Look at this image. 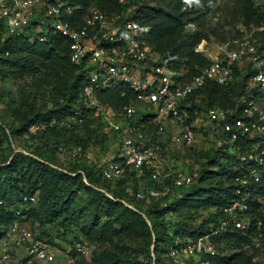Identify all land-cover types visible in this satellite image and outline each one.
Here are the masks:
<instances>
[{"label":"built area","instance_id":"2783aa9c","mask_svg":"<svg viewBox=\"0 0 264 264\" xmlns=\"http://www.w3.org/2000/svg\"><path fill=\"white\" fill-rule=\"evenodd\" d=\"M252 2L264 10V0ZM64 13L71 14L72 9H65L61 0H0V23L5 25L7 35L26 34L45 41L48 35L61 34L71 40L70 58L82 65L88 75L84 100L93 108L94 115L101 118L103 132L118 142L112 153L95 158L75 149L69 154L70 159L87 160L109 180L122 178L134 170L142 173L146 168L155 181L164 183L170 176L174 186L188 187L197 175L192 170L166 174V168L175 161V146L191 147L201 136L211 141L212 147L228 146L232 150L242 137L257 138L241 157L250 165L240 166L242 173L236 177V196L225 208L227 219L221 227L246 232L252 221L253 185L264 177V41L261 39L264 23L251 31L244 30L242 36L213 51L207 50L205 42L198 44L195 51L205 55L210 63L188 80L185 70L173 67L171 54L163 55L148 43L145 38L148 26L134 18L137 11L133 7L113 13L90 10L82 26L66 20ZM238 81L243 82L244 92L235 96L233 107L202 110L193 106V95L208 82L231 87ZM119 83L130 85L136 98L116 111L102 102L99 93ZM80 113L81 110L75 111L76 115ZM137 114L149 118L139 122L135 118ZM59 150L66 152L63 147ZM163 195L155 188L137 192V198L145 202ZM36 201V194L24 195L22 199L23 204ZM263 236L260 233L245 248L261 255ZM208 241L204 237L186 243L183 252L202 260L199 264H212L209 259H201L217 253ZM91 253L90 242L82 236L72 243L51 242L39 237L30 223L20 220H15L0 240V264H80L82 257L90 258ZM171 255L178 258L180 248H172Z\"/></svg>","mask_w":264,"mask_h":264},{"label":"trees","instance_id":"16d2710c","mask_svg":"<svg viewBox=\"0 0 264 264\" xmlns=\"http://www.w3.org/2000/svg\"><path fill=\"white\" fill-rule=\"evenodd\" d=\"M61 1L64 2L65 9L68 7L72 9L71 14L64 13L63 17L66 20H70L75 26H82L85 16L90 12L86 6V0ZM210 1L198 0L197 3L204 4ZM244 1L250 7L251 16L255 17L257 24H263L264 10L256 8L252 0ZM109 2L106 5L101 4V7L97 9L113 13L133 7L135 12L137 11L134 18L148 26V31L145 35L148 43L151 44L154 50L163 55L171 54L174 57L173 67L177 70H185L187 72L185 74L186 79H191L192 76L210 63L205 55L195 51L196 45L201 43L203 39L198 33L193 38L184 39L182 34L184 27L183 15L172 14L171 16H167V22L164 23L163 18L166 16L160 13L154 16L155 21H153L151 16L141 10L142 8L132 6L131 4H124L119 2V0H109ZM0 34L4 35L7 39L6 42L8 44L11 42L14 51L20 54L11 59L5 58V60L12 61V65L23 66L24 72L29 71L31 68L34 69V63L38 61L31 60L30 64H26L24 60L30 59L19 53L20 51H24L25 48L38 52L45 59L49 58L51 54L55 53L57 55L58 52H63L65 61H67L72 71V83L67 95L59 96L55 110L40 112L25 124V128L21 129L18 127L15 130L9 127L6 128L5 132L10 146H12L11 140L16 137V133L24 129H27L29 132L33 131L30 133L39 136L37 138L44 142L40 146L42 149L51 141L50 147H52L51 149H55L58 155L61 154L60 147L69 151L81 149L87 152L94 143L104 147L108 140H112L110 135L103 132L101 118L94 115L93 108L84 100V90L88 84V75L83 70L82 65L74 63L71 60V40L68 37L61 34L48 35L45 41H40L38 37L32 39L31 35L26 34L7 35L3 23H0ZM261 39L264 41V33ZM22 46L25 48H22ZM181 49H186L189 52L188 55L181 56ZM54 89H58L57 82H55ZM243 92L244 84L242 81H238V83L231 87L208 82L205 88L193 95L191 100L193 106H197L202 110L210 107L229 108L235 105V96H240ZM99 97L102 102L112 105L116 111H121L125 105L135 100L136 93L130 85L119 83L112 88L104 89L99 93ZM197 98L200 100L199 102H197ZM76 110H81V113L76 115ZM52 116L55 117L53 119L56 122L62 125L58 130L56 138L46 137V128ZM135 118L139 122H144L148 120L149 115L137 114ZM34 125L37 126V129L32 128ZM148 126L152 129L154 128L152 124L148 123ZM63 131H72V134L69 138H66L62 135ZM256 140L257 138L246 136L237 140L232 150L228 146H224L220 148L209 147L208 150L196 152L197 161H200L203 157L205 159L200 163L201 168L198 170L196 180L188 187H176L170 179H166L164 183L155 181L151 178L150 171L146 168L142 173L134 170L127 172L122 178L109 180L103 178L101 170L95 168L94 165L84 161L75 162L70 159L72 165L69 171H71L70 175L78 180L80 186L84 189L87 188L93 193V198L103 199L113 204H120L130 212L139 213L123 203L125 201L143 211L151 220V224L145 220V226L155 238V252L158 255L157 259L159 261L161 254L169 253L172 248L178 247L180 240L188 243L208 237V240L211 239L214 243L216 241H226V245L232 244L230 250L236 246L238 250L236 252L233 251L230 256H219L216 253L215 255H205L202 259H209L212 264H216L219 257H221L220 260L224 264H254L253 254H248V251H252L246 249L245 245L260 233L264 234V177L260 182L253 185L254 190L250 197L252 221L248 230L244 232L237 228L226 227L221 229V227L223 221L227 219L225 208L229 206L236 196V177L242 173L240 166L250 165L244 163L241 157L249 152L251 145ZM3 142L4 140L0 138V144H3ZM42 165H44L43 162L31 154L18 153L11 159L9 167L12 177L10 178L9 185H12L13 190L17 192V196L6 195V188L4 189L0 185V240L6 236L10 225L15 220L30 223L33 230L41 238H45L51 242L60 240L45 236L37 230L38 226L35 224V214L42 196L41 185L45 182V173L41 168ZM85 178L87 181H85ZM164 184H171V188L165 195L153 198L150 202L137 198L138 191H146L148 188L163 190ZM33 194L37 195V201L35 203L23 204V196ZM59 199L63 202L62 196H59ZM188 211L194 213H192L193 217L192 214L188 218L185 217L184 220L179 217L182 213L185 215V212ZM205 211H209L207 218L203 217L206 214ZM175 218H178V221ZM200 218L202 220L198 222ZM260 221L262 224H259ZM161 231H163L162 234L160 233ZM80 236L88 240L85 234L79 233L60 241L72 243ZM150 239L152 240V237ZM214 246L216 245L214 244ZM189 258L191 261H194L193 257ZM91 261L92 256L90 258L82 257L80 264H89ZM200 261L202 260H198L196 263L199 264ZM189 264L194 263L190 262Z\"/></svg>","mask_w":264,"mask_h":264},{"label":"rangeland","instance_id":"374dc122","mask_svg":"<svg viewBox=\"0 0 264 264\" xmlns=\"http://www.w3.org/2000/svg\"><path fill=\"white\" fill-rule=\"evenodd\" d=\"M119 2L142 8L141 10L151 16L153 21H155L154 16L159 13L166 16L163 18L164 23L167 22V16L183 15L184 39L193 38L198 33L203 38L201 43L205 42L207 50L210 51L242 36L244 30L251 31L259 26L244 0H211L204 4L197 3L198 0H119ZM109 3V0H86L89 10ZM6 40V37L0 34V58H2L0 59V138L4 140L3 144H0V185L6 188V195L17 196L12 185H9L12 177L9 167L11 159L18 153L34 155L45 165L41 166L45 173V182L41 185L42 196L35 214V224L39 232L60 240L74 234H85L92 252V261L89 264H189L190 262L197 264L199 258L191 257L194 260L191 261L190 256L183 252L186 243L182 240L179 241L178 258L172 257L170 250L169 253H162L159 261L155 252V238L145 226V220L151 224L148 216L135 206L134 208L128 206L125 201L123 203L139 213L130 212L120 204L93 198V193L80 186L78 180L70 175L71 151L66 150L58 155L55 149H51V141L42 149L40 146L44 142L37 138L38 135L30 133L33 131L29 132L27 129L16 133L10 146L6 128L14 130L18 127L25 128V124L40 112L55 110L59 96L67 95L72 83V71L65 61L63 52H58L57 55L51 54L45 59L38 52L22 46L25 49L19 53L30 59L24 60L26 64H30L31 60H38L34 63V69L24 72L23 66L12 65V61L5 60L20 55L14 51L13 44L11 42L8 44ZM181 50V56L188 55L186 49ZM55 82L58 89H54ZM53 118L55 117L52 116L48 121L46 137L56 138L62 126ZM71 134L72 131L62 133L66 138ZM211 145V141L198 136L196 144L191 147L175 146V161L166 168V174H173L174 171L182 169L192 170L197 174L201 168L200 163L205 157L197 161L196 152L208 150ZM117 146L118 142L113 140H108L104 147L94 143L85 153L97 158L114 152ZM80 161L87 162V160ZM196 178L197 175L194 180ZM167 179L172 180V177L169 176ZM171 184H164L163 190H157L163 195L171 188ZM59 196L63 197V202L60 201ZM209 211H205L204 218L208 217ZM192 213L188 211L179 217L184 220ZM175 220L178 221V218ZM201 220L202 218L198 222ZM160 233L162 234L163 231ZM208 242L216 245L214 247L219 256H230L233 251L238 250L237 246L230 250L232 244L226 245V241L214 243L210 239ZM248 254H253L254 264H264V251L261 255L253 251H248ZM220 258L216 264H224Z\"/></svg>","mask_w":264,"mask_h":264},{"label":"water","instance_id":"95a60500","mask_svg":"<svg viewBox=\"0 0 264 264\" xmlns=\"http://www.w3.org/2000/svg\"><path fill=\"white\" fill-rule=\"evenodd\" d=\"M128 206H130V207H132V208H134V206H132V205H129L128 203H126Z\"/></svg>","mask_w":264,"mask_h":264}]
</instances>
